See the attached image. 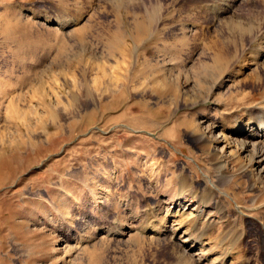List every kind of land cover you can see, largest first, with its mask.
I'll use <instances>...</instances> for the list:
<instances>
[{
	"label": "rangeland",
	"instance_id": "374dc122",
	"mask_svg": "<svg viewBox=\"0 0 264 264\" xmlns=\"http://www.w3.org/2000/svg\"><path fill=\"white\" fill-rule=\"evenodd\" d=\"M261 113L264 0H0V264H264Z\"/></svg>",
	"mask_w": 264,
	"mask_h": 264
},
{
	"label": "bare ground",
	"instance_id": "6f19581e",
	"mask_svg": "<svg viewBox=\"0 0 264 264\" xmlns=\"http://www.w3.org/2000/svg\"><path fill=\"white\" fill-rule=\"evenodd\" d=\"M238 1L242 2V1H246V0H238ZM260 115L262 116L261 117L262 120L261 121L259 120V123H257L255 121L257 124H255V123L253 124L251 122H247V123L242 122L241 123V121H237V122H235L234 125H232V127H228L227 130L230 134H229V136L227 134H224L223 137H224L225 141L234 149L232 154L241 158V153H243V152L247 153L248 154V160H250V161L255 160V158H258V159L264 158V143H263L264 142V113H261ZM240 134H246L247 139L246 140L244 139L245 141L236 140V136L240 135ZM217 160H219V162H220L221 158H218ZM219 168H221L222 170H225V168L221 165H219ZM202 204L204 205L205 203L203 202ZM202 214H203V211H202ZM202 214L199 213V215H202ZM157 232H158V230H156V233ZM166 232H167V230H166ZM186 232L180 238L181 241H183L184 244H188V246L190 247V250L199 247L201 252L207 253V249H206L205 245L203 244V240H201L199 238L193 239V236L191 234H187ZM158 233H161V232L159 231ZM227 256H228V254H226V257ZM230 256H231V254H230ZM234 256L235 255L232 254L233 258H234ZM244 257H242V258H244V261H242L241 264H246L245 261L251 262V257H248V254H244ZM228 259H231V258H225L224 257V259H222V260L220 259L221 261L219 262V264H228L229 263ZM229 264H231V263H229Z\"/></svg>",
	"mask_w": 264,
	"mask_h": 264
}]
</instances>
